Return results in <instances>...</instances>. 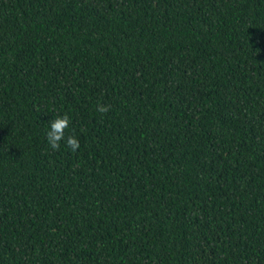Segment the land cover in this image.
I'll use <instances>...</instances> for the list:
<instances>
[{
	"label": "trees",
	"instance_id": "trees-1",
	"mask_svg": "<svg viewBox=\"0 0 264 264\" xmlns=\"http://www.w3.org/2000/svg\"><path fill=\"white\" fill-rule=\"evenodd\" d=\"M0 264H264V0H0Z\"/></svg>",
	"mask_w": 264,
	"mask_h": 264
},
{
	"label": "clouds",
	"instance_id": "clouds-1",
	"mask_svg": "<svg viewBox=\"0 0 264 264\" xmlns=\"http://www.w3.org/2000/svg\"><path fill=\"white\" fill-rule=\"evenodd\" d=\"M111 107V105L98 103L96 110L102 114H107L111 110ZM71 123V116L68 113L57 115L48 123L49 128L46 132V139L52 150H60L63 142L72 152L78 151L80 148L78 137L74 134H67V130L70 128Z\"/></svg>",
	"mask_w": 264,
	"mask_h": 264
}]
</instances>
